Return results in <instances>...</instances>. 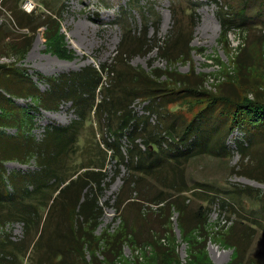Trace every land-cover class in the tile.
<instances>
[{
    "label": "rangeland",
    "instance_id": "obj_1",
    "mask_svg": "<svg viewBox=\"0 0 264 264\" xmlns=\"http://www.w3.org/2000/svg\"><path fill=\"white\" fill-rule=\"evenodd\" d=\"M245 2L249 4V18H254L256 12L260 16L253 19L254 23L247 22L250 25L241 23L240 28L230 25L228 30L224 29L221 18L236 12ZM226 4L228 8L224 7ZM253 4L248 0H4L2 3L0 0V64L14 65L29 76L41 92L48 89L47 78L109 67L112 69L109 74L101 72L102 84L105 88L115 87L111 92L113 102L125 97L129 89H143L142 82L146 80L162 82L167 89L175 90L179 88L176 84L178 76H187L190 86L207 93L240 100H253L256 95L264 99V0L263 5L261 0H255ZM44 14L58 22L62 36L58 50L65 56L63 58L50 51L52 44L43 37L45 27L34 33L19 27L22 22L30 29H36L41 24L39 18L46 20ZM30 18L33 20L29 21ZM178 34H185L186 41L191 40L183 48V56L159 59L156 49L145 54L148 47L144 43L159 44L174 40ZM121 52H127V57L120 58ZM124 59H128L129 64H122ZM120 70H128L130 78L136 74L139 80L127 78L120 82L119 76L111 73ZM154 75L158 79H154ZM98 93L95 103L101 99ZM14 103L32 116L29 135L35 141L42 138L48 126H67L76 118L70 103H62L55 111L40 109L29 99H14ZM144 106L139 99L130 104L136 116L148 115ZM201 107L188 99L181 101L180 106L167 105V112L172 113L164 122H172V116H179L173 126L180 127L181 121L190 120ZM103 108L109 110V119L99 115L101 132L93 112L81 131L72 159L78 164L76 168L88 162L90 157H100L97 151L102 147L103 139L107 142L117 139L111 133L117 120L111 113L114 107L109 103ZM159 120L154 115L149 117L152 125ZM157 131L161 133L162 129L158 127ZM4 133L16 136L14 128L5 129ZM259 137L243 136L235 130L226 139L228 157L196 156L183 165V177H179L177 169L171 166L167 173H155L127 190L131 197L136 192V197L154 204L166 199L159 206L184 203L191 215L199 206L206 208L203 211L207 220L203 264H264V221L261 227L254 224L255 217L260 215L258 207L264 204V137ZM248 139L251 140L249 144ZM236 142L245 147L243 157L236 149ZM119 145L124 152L128 138L122 139ZM3 168L6 177L14 174L26 176V179L38 171L31 158L24 163L7 160ZM105 173L107 178L93 189L103 208L96 236L104 230H117L121 224L113 204L128 171L108 158ZM185 189L188 191L180 192ZM201 189H206L207 193H200ZM208 191H213L214 195ZM261 197L262 202L259 201ZM60 202L51 220L60 217ZM137 202L124 212L134 238L123 245L121 254L113 257L110 264H163L168 259L188 264L187 245L177 225V211L170 208L158 211L156 205ZM43 214V208L37 210V219ZM231 227L235 228L228 234ZM1 229L4 241L10 237L9 241L17 246L23 245L19 256L4 261L7 264H36L37 254L29 249L36 227L29 237H25L20 222H11ZM98 256L101 261L103 255L98 253Z\"/></svg>",
    "mask_w": 264,
    "mask_h": 264
},
{
    "label": "trees",
    "instance_id": "obj_2",
    "mask_svg": "<svg viewBox=\"0 0 264 264\" xmlns=\"http://www.w3.org/2000/svg\"><path fill=\"white\" fill-rule=\"evenodd\" d=\"M3 1L1 0V3ZM248 1L254 6L255 0ZM261 1L263 5V0ZM248 6V2H245L236 12L223 16L222 27L228 30L230 25L240 28L241 23L244 25H250L247 24L250 21L254 23L253 19L258 18L260 13L256 12L255 17L252 16L254 18H249ZM224 7L228 8L227 4ZM43 18L46 20L41 21L39 18L41 24L34 30L22 22L19 27L31 33L45 27L43 37L54 46L50 45V51L58 57H65L58 50L62 43L58 22L46 17L45 14ZM176 23L175 20L174 24ZM190 42L191 40L186 41L185 34H178L174 40L159 44H151L149 41V44L143 45L150 47L145 54L156 49L157 58L170 60L174 56H183V48ZM119 57L126 58L127 52H121ZM122 64H129L128 59H124ZM110 70L112 69L109 67L101 66L99 71L94 68L83 69L78 73L47 78L48 89L41 92L31 78L14 65L0 64V135L4 137H0L1 230L16 221L22 223L23 233L25 237H29L30 232L36 227L29 246L30 252L37 254L36 264H110L113 257L121 254L123 245L134 238L124 212L141 200L158 206V211L169 208L177 211V225L187 245L188 264H203L202 256L205 250L203 241L206 238L204 233L207 227L206 213L203 211L206 208L202 209L199 206L196 213L191 215L184 203L170 202L171 207L166 204L159 206L166 202V199L163 198L154 204L140 196L136 197L138 195L136 192L135 196L131 197L132 194L127 187L134 188L139 180L150 178L155 173H167L171 166L177 169L179 177H183V165L196 156L206 154L217 158L228 157L226 139L235 130L251 138L264 137V99L256 95L253 100H240L238 97L227 98L207 93L190 86L187 76H178L176 84L179 88L175 90L167 89L162 82L146 80L142 82L143 89H129L125 97L113 102L111 92L115 87L113 85L110 88L103 87L101 74V72L109 74ZM111 73L119 76L120 82L130 78L128 70ZM132 78L135 81L139 80L136 79V74L130 79ZM153 78L158 79V76L154 75ZM202 83L200 87L203 86ZM96 92L101 96L98 103H95ZM130 94L134 95L130 97ZM134 98L145 103L143 109L147 116L135 115L130 107ZM14 99H29L36 107L45 111H55L62 103H70L76 118L67 126H48L42 138L35 141L34 137L29 135L32 131L30 123L32 116L26 109L19 108ZM184 99L196 101L198 107L200 105L202 107L190 120L181 121L180 127L173 126L179 116H172V122H164L172 113L167 112V105L180 106ZM109 103L114 107L111 113L117 116L111 131L117 139L113 142L103 139L100 144L102 147H98L97 151L100 157L98 155L90 157L88 162L81 163L76 168L78 164L72 159L89 115L93 112L97 117L101 132L100 116L109 119V110L103 108ZM153 115L161 119L155 125L149 122V117ZM106 127L110 130L108 123ZM158 127L162 129L161 133L157 131ZM7 128H14L16 136L6 135L4 130ZM124 138H128V146L123 152L122 145L119 144ZM250 142L248 139L247 143ZM236 144L237 151L243 157L245 147L240 142ZM29 158L35 160L38 171L28 175L27 179L26 176L19 177L14 174L5 176L3 168L5 161L15 160L24 163ZM108 158L125 166L128 171L113 204L121 224L117 230L112 232L104 230L96 236L95 231L103 217V208L93 189L98 188L107 178L105 163ZM127 191L129 196L126 197ZM187 191L185 189L180 192ZM201 191L207 193L206 189H201L200 193ZM208 192L214 195L213 191ZM262 200L261 197L259 201ZM59 201L60 217L51 220V216L58 209L55 207ZM126 201L128 202L125 204ZM42 208L44 214L37 219V210ZM258 208L260 215L255 217L257 221L254 224L261 227L264 221V213H261L264 211V204L261 203ZM234 228L231 227L228 234ZM9 240L10 237L4 241L0 235V264L21 254L23 245L17 246ZM168 251L167 249L166 252ZM98 253L103 255L101 261ZM163 264L179 263L175 259L173 261L168 259Z\"/></svg>",
    "mask_w": 264,
    "mask_h": 264
},
{
    "label": "built area",
    "instance_id": "obj_3",
    "mask_svg": "<svg viewBox=\"0 0 264 264\" xmlns=\"http://www.w3.org/2000/svg\"><path fill=\"white\" fill-rule=\"evenodd\" d=\"M32 9V8H31Z\"/></svg>",
    "mask_w": 264,
    "mask_h": 264
}]
</instances>
